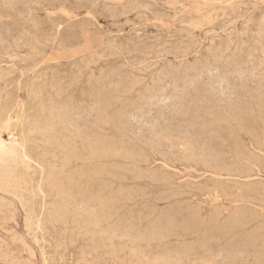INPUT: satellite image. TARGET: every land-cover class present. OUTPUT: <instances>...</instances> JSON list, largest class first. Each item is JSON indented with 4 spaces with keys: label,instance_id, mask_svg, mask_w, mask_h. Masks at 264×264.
<instances>
[{
    "label": "rangeland",
    "instance_id": "rangeland-1",
    "mask_svg": "<svg viewBox=\"0 0 264 264\" xmlns=\"http://www.w3.org/2000/svg\"><path fill=\"white\" fill-rule=\"evenodd\" d=\"M0 19V264H264V0H0Z\"/></svg>",
    "mask_w": 264,
    "mask_h": 264
},
{
    "label": "bare ground",
    "instance_id": "bare-ground-1",
    "mask_svg": "<svg viewBox=\"0 0 264 264\" xmlns=\"http://www.w3.org/2000/svg\"><path fill=\"white\" fill-rule=\"evenodd\" d=\"M82 1H83V0H82ZM3 5H4V4H3ZM132 5H133V4H132ZM136 5H137V4H136ZM11 6H12V5H11ZM128 6H129V5H128ZM38 8H39V7H38ZM123 8H124V7H123ZM106 9H107V7H106ZM6 10H7V9H6ZM34 11H35V10H34ZM109 11H110V10H109ZM132 13H134V12H132ZM122 16H123V15H122ZM123 17H124V16H123ZM0 20H1V19H0ZM25 20H26V19H25ZM16 22H17V21H16ZM66 22H67V21H66ZM73 23H74V22H73ZM125 23H126V22H125ZM128 24H129V23H128ZM34 25H35V24H34ZM50 25H51V24H50ZM57 27H58V26H57ZM47 31H48V30H47ZM65 31H66V30H65ZM260 31H261V30H260ZM262 32L264 33V31H262ZM63 33H64V32H63ZM216 33H217V32H216ZM23 35H24V34H23ZM242 35H243V34H242ZM34 36H35V35H34ZM258 36H259V35H258ZM2 40H3V39H2ZM13 40H14V39H13ZM34 40H35V39H34ZM18 41H19V40H18ZM12 42H13V41H12ZM31 42H32V41H31ZM37 43H38V42H37ZM43 43H44V42H43ZM45 43H46V42H45ZM115 43H116V42H115ZM211 43H212V42H211ZM0 44H1V43H0ZM1 45H2V44H1ZM7 45H8V44H7ZM37 45H38V44H37ZM194 45H195V44H194ZM219 48H220V47H219ZM18 49H19V48H18ZM120 49H121V48H120ZM32 50H33V49H32ZM208 50H209V49H208ZM226 50H227V49H226ZM226 50H225V51H226ZM228 50H229V49H228ZM177 51H178V50H177ZM177 51H176V52H177ZM187 51H188V50H187ZM209 51H210V50H209ZM214 51H215V50H214ZM32 52H33V51H32ZM35 52H36V51H35ZM163 52H164V51H163ZM218 52H219V51H218ZM211 53H212V52H211ZM214 53H215V52H214ZM131 54H132V53H131ZM156 54H157V53H156ZM187 54H188V53H187ZM221 54H223V53H221ZM225 54H226V53H225ZM183 55H184V54H183ZM223 55H224V54H223ZM162 56H163V55H162ZM213 56H214V54H213ZM215 56H216V55H215ZM196 57H197V56H196ZM218 57H219V56H218ZM218 57H217V58L215 57V59H218ZM223 57H224V56H223ZM227 57H228V56H227ZM235 57H236V56H235ZM9 58H10V57H9ZM176 58H177V57H176ZM225 58H226V57H225ZM212 59H214V58L212 57ZM222 59H223V58H222ZM226 59H227V58H226ZM228 59H229V60H224V61H230L231 57L228 58ZM206 60H208V59H206ZM219 60H220V59H219ZM232 60H233V59H232ZM232 60H231V61H232ZM18 61H19V60H18ZM196 61H197V60H196ZM224 61H223V63H224ZM207 62H208V61H207ZM221 62H222V61H221ZM202 63H203V62H202ZM202 63H198V64H202ZM204 63H205V61H204ZM204 63H203V64H204ZM208 63H210V62H208ZM213 63H216L215 60L213 61ZM218 63H219V62H218ZM226 63H227V62H226ZM228 63H229V62H228ZM196 64H197V63H196ZM196 64H194V65H196ZM203 64H202V65H203ZM202 65H201V66H202ZM204 65H205V64H204ZM219 65H221V67H223L222 65H224V64H219ZM262 65H263V64H262ZM199 66H200V65H199ZM201 66H200V67H201ZM206 66L208 67L209 64H208V65L206 64ZM186 67H187V66H186ZM191 67H193V66H191ZM191 67H190V68H191ZM202 67H204V66H202ZM226 67H227V66H226ZM181 68H182V67H181ZM204 68H205V67H204ZM179 69H180V68H179ZM187 69H188V68H187ZM187 69H185L186 72H187ZM225 69H226V68H225ZM188 70H189V69H188ZM195 70H196V69H195ZM206 70H207V68H206ZM178 71H179V70H178ZM182 71H183V70H182ZM215 71H216V70H213L211 73H213V72H215ZM224 71H225V70H224ZM186 72H185V73H186ZM193 72H194V69H193ZM195 72H196V71H195ZM195 72H194V74H196V73L198 74V72H196V73H195ZM209 72H210V71H209ZM250 72H251V71H250ZM254 72H255V71H254ZM167 73H168V72H167ZM237 73H238V72H237ZM262 73H263V72H262ZM162 74H163V73H162ZM172 74H174V73H172ZM182 74H183V73H182ZM209 74H210V73H209ZM242 74H243V73H242ZM263 75H264V74H263ZM202 76H203V75H202ZM234 76H235V75H234ZM240 76H241V74H240ZM243 76H244V74H243ZM256 76H257V75H256ZM11 77H12V76H11ZM158 77H159V76H158ZM210 77H211V76H210ZM245 77H246V76H245ZM253 77H254V75H253ZM117 78H118V77H117ZM187 78H188V77H187ZM163 79H164V78H163ZM213 79H214V78H213ZM221 79H222V78H221ZM221 79L219 78V80H221ZM225 79H227V78H225ZM181 80H182V79H181ZM185 80H186V79H185ZM215 80H216V79H215ZM217 80H218V79H217ZM222 80H223V79H222ZM106 81H107V80H106ZM157 81H158V80H157ZM166 81H167V80H166ZM166 81H165V82H166ZM182 81H183V80H182ZM200 81H201V80H200ZM98 82H99V81H98ZM174 82H175V81H174ZM215 82H216V81H215ZM241 82H242V81H241ZM167 83H168V82H167ZM167 83H166V84H167ZM208 83H209V82H208ZM208 83H207V84H208ZM210 83H211V81H210ZM217 83H218V82H217ZM217 83H215V84H217ZM221 83H222V82H221ZM221 83H220V85H221ZM97 84H98V83H97ZM112 84H113V83H112ZM158 84H159V83H158ZM169 84H171V83H169ZM215 84H214V85H215ZM222 84H223V83H222ZM175 85H177V84H174V86H175ZM208 85L210 86V84H208ZM208 85H207V86H208ZM51 86H52V85H51ZM167 86H168V85H167ZM185 86H186V85H185ZM204 86H206V83L204 84ZM207 86H206V87H207ZM209 86H208V87H209ZM228 86H229V85H228ZM58 87H59V85H58ZM58 87H57V89H60V88H58ZM116 87H118V86H116ZM215 87H216V86H215ZM224 87H225V86H224ZM4 88H5V87H4ZM174 88H175V87H174ZM217 88H218V87H217ZM217 88H214V89H217ZM219 88H220V87H219ZM219 88H218V89H219ZM222 88H223V87H222ZM20 89H21V88H20ZM197 89H198V88H197ZM38 90H39V89H38ZM175 90H176V89H174V91H175ZM178 90H179V89H178ZM221 90H222V89H221ZM221 90H220V91H221ZM223 90H224V88H223ZM223 90H222V91H223ZM45 91H46V90H45ZM123 91H124V90H123ZM187 91H188V90H187ZM218 91H219V90H218ZM222 91H221V92H222ZM55 92H56V91H55ZM149 92H150V91H149ZM149 92H148V93H149ZM151 92L154 93V91H151ZM159 92H160V91H159ZM162 92H163V91H162ZM177 92H178V91H177ZM209 92H210V91H209ZM215 92H216V91H215ZM224 92H226V91H224ZM224 92H223V93H224ZM129 93H130V92H129ZM164 93H165V92H164ZM172 93H173V92H172ZM204 93H205V92H204ZM262 93H263V92H262ZM151 94H152V93H151ZM215 94H216V93H215ZM224 94H225V93H224ZM224 94H222V95H224ZM258 94H260V93H258ZM263 94H264V93H263ZM33 95H35V94L33 93ZM49 95H50V94H49ZM156 96H157V95H156ZM165 96H166V95H165ZM165 96H164V97H165ZM168 96H169V95H168ZM250 96H251V95H250ZM260 96H261V95H260ZM260 96H259V97H260ZM58 97H59V96H58ZM170 97H172V96H170ZM170 97H169V99H170ZM51 98H52V97H51ZM155 98H156V97H155ZM155 98H154V99H155ZM159 98H161V96H160ZM162 98H163V97H162ZM162 98H161V99H162ZM172 98H173V97H172ZM261 98H263V97H261ZM161 99H160V100H161ZM167 99H168V98H167ZM167 99H166V102L169 100V99H168V100H167ZM219 99H220V98H219ZM48 100H49V98H48ZM68 100H69V99H68ZM151 100H153V99H151ZM163 100H165V99H163ZM170 100H171V99H170ZM178 100H179V99H178ZM192 100H193V99H192ZM252 100H253V99H252ZM261 100H262V99H261ZM42 101H43V100H42ZM50 101H51V102H50L49 104H52V100H50ZM145 101H146V100H145ZM149 101H150V100H149ZM158 101H159V100H158ZM158 101H157V102H158ZM174 101H175V100H174ZM205 101H206V100H204V102H205ZM237 101H238V100H237ZM142 102H143V101H142ZM150 102H151V101H150ZM159 102H160V101H159ZM159 102H158V103H159ZM161 102H162V100H161ZM161 102H160L159 104H161ZM170 102H171V103H169V104H173L172 101H170ZM185 102H186V101H185ZM256 102H257V101H256ZM263 102H264V100H263ZM148 103H149V102H148ZM179 103H180V102H179ZM195 103H196V102H195ZM260 103H261V102H260ZM78 104H79V103H78ZM166 104H167V103H166ZM181 104H182V103H181ZM201 104H202V103H201ZM163 105H165V103H163ZM173 105H174V104H173ZM165 106H167V105H165ZM182 106H183V105H182ZM41 107H42V106H41ZM58 107H59V106H58ZM145 107H146V106H145ZM169 107H170V106H169ZM171 107H172V106H171ZM190 107H191V106H190ZM255 107H256V106H255ZM26 108H27V107H26ZM52 108H53V107H52ZM63 108H64V107H63ZM173 108H174V107H173ZM183 108H184V107H183ZM260 108H261V107H260ZM43 109H44V108H43ZM54 109H56V108L54 107ZM67 109H68V108H67ZM72 109H73V108H71V111H72ZM167 109H168V108H167ZM199 109H200V108H199ZM258 109H259V108H258ZM6 110H7V108H6ZM44 110H46V109H44ZM50 110H51V109H50ZM170 110H171V109H170ZM182 110H183V109H182ZM234 110H235V109H234ZM23 111H25V110L23 109ZM53 111H54V110H53ZM57 111H58V110H57ZM59 111H60V110H59ZM144 111H145V110H144ZM168 111H169V110H168ZM259 111H260V110H259ZM60 112H61V111H60ZM69 112H70V111H69ZM92 112H94V111H92ZM142 112H143V111H142ZM24 113H25V112H24ZM31 113H32V112H31ZM43 113H44V112H43ZM48 113H49V112H48ZM65 113H66V112H65ZM258 113H259V112H258ZM0 114H1V113H0ZM61 114H62V113H61ZM71 114H72V113L70 112L69 115H71ZM243 114L245 115V113H243ZM4 115H5V114H4ZM8 115H9V114H8ZM42 115H43V114H42ZM49 115H50V114H49ZM52 115H53V114H52ZM145 115H146V114H145ZM220 115H221V114H220ZM258 115H259V114H258ZM0 116H1V115H0ZM2 116H3V114H2ZM26 116H27V115H26ZM66 116H67V115H66ZM147 116H148V115H147ZM259 116H262V115L260 114ZM73 117H74V115H73ZM75 117H76V116H75ZM142 117H143V116H142ZM142 117H141V118H142ZM245 117H246V116H245ZM59 118H61V116H60ZM71 118H72V117H71ZM137 118H139V117H137ZM225 118H226V117H225ZM225 118H224V119H225ZM231 118H232V117H231ZM260 118H261V117H260ZM4 119H5V118H4ZM4 119H3L2 121H4ZM61 119H62V118H61ZM142 119H143V118H142ZM196 119H197V118H196ZM227 119H228V118H227ZM246 119H247V118H246ZM249 119H250V118H249ZM0 120H1V119H0ZM5 120H6V119H5ZM8 120H9V117H8ZM10 120H11V119H10ZM19 120H20V117H19ZM53 120H54V119H53ZM56 120H57V119H56ZM64 120H65V119H64ZM64 120H63V121H64ZM250 120H251V119H250ZM259 120H260V119H259ZM2 121H0L1 124H2ZM16 121H17V120H16ZM57 121H58V120H57ZM68 121H69V120H68ZM137 121H138V120H137ZM141 121H142V120H141ZM221 121H222V120H221ZM233 121L236 122L237 120H233ZM233 121H232V122H233ZM260 121H261V120H260ZM52 122H53V121H52ZM60 122H61V121H60ZM69 122H70V121H69ZM99 122H100V121H99ZM155 122H157V121H155ZM235 122H234V124H235ZM256 122H257V121H256ZM262 122H263V121H262ZM262 122H261V123H262ZM19 123H20V122H19ZM228 123H229V121H228ZM7 124H8V123H7ZM17 124H18V123H17ZM139 124H140V123H139ZM139 124H138V125H139ZM149 124H150V123H149ZM219 124H221V123H219ZM222 124H223V123H222ZM237 124H238V122H237ZM247 124H248V123H247ZM257 124H258V123H257ZM20 125H21V124H20ZM32 125H33V124H32ZM152 125H153V123H152ZM152 125H151V126H152ZM238 125H239V124H238ZM10 126H11V125H10ZM46 126H47V125H46ZM54 126H55V124H54ZM155 126H156V125H155ZM155 126H154V127H155ZM219 126H220V125H219ZM236 126H237V125H236ZM253 126H254V125H253ZM20 127H21V126H20ZM30 127H31V126H30ZM51 127H52V126H51ZM97 127H98V126H97ZM147 127H148V126H147ZM152 127H153V126H152ZM238 127H239V126H238ZM241 127H242V126H241ZM0 128H1V127H0ZM10 128H11V127H10ZM17 128H18V127H16L14 130H17ZM54 128H55V127H54ZM71 128H72V127H71ZM155 128H157V127H155ZM155 128H154V129H155ZM220 128H221V126H220ZM249 128H250V127H249ZM251 128H252V127H251ZM251 128H250V129H251ZM1 129H2V128H1ZM18 129H19V128H18ZM238 129H239V128H238ZM241 129H242V128H241ZM250 129H249V130H250ZM81 130H82V129H81ZM86 130H87V129H86ZM253 130H254V129H253ZM95 131H96V130H95ZM156 131H157V130H156ZM156 131H154V132H156ZM161 131H162V133H163V130H161ZM1 132H3V131H1ZM21 132H22V130H20V133H21ZM35 132H36V131H35ZM50 132L53 133V131H50ZM50 132H49V133H50ZM157 132H158V131H157ZM244 132H245V131H244ZM30 133H31V132H30ZM33 133H34V132H33ZM79 133H80V132H79ZM149 133H150V132H149ZM158 134H159V133H158ZM230 134H231V133H230ZM256 134H257V133H256ZM27 135H28V133H27ZM27 135H26V136H27ZM71 135H72V133H71ZM80 135H81V134H80ZM123 135H124V134H123ZM125 135H126V134H125ZM143 135H144V134H143ZM150 135H151V134H150ZM161 135H162V134H161ZM172 135H173V134H172ZM246 135H247V134H246ZM23 136H24V135H23ZM72 136H73V135H72ZM101 136H102V135H101ZM101 136H99V137H101ZM157 137H158V136H157ZM160 137H161V136H160ZM176 137H177V136H176ZM79 138H80V137H79ZM230 138H231V136H230ZM258 138H259V137H258ZM69 139H70V138H69ZM69 139H68V140H69ZM86 139H87V138H86ZM99 139H100V138H99ZM101 139H102V138H101ZM156 139H157V138H156ZM161 139H162V138H161ZM1 140H2V139H1ZM12 140H13V139H12ZM75 140H76V139H75ZM81 140H82V139H81ZM96 140H97V139H96ZM104 140H105V139H104ZM106 140H107V139H106ZM188 140L190 141V139H188ZM13 141H14V140H13ZM17 141H18V140H17ZM24 141H25V140H24ZM78 141H79V140H78ZM85 141H86V140H85ZM129 141H130V140H129ZM131 141H132V140H131ZM138 141H139V140H138ZM149 141L151 142V140H149ZM164 141H165V140H164ZM206 141H207V140H206ZM260 141H261V140H260ZM65 142H66V141H65ZM97 142H98V141H97ZM154 142H155V141H154ZM161 142H162V141H161ZM21 143H22V141H21ZM21 143H20V144H21ZM27 143H28V142H27ZM72 143H73V142H72ZM99 143H100V142H99ZM99 143H98L97 145H99ZM205 143H207V142H205ZM13 144H14V143H13ZM74 144H75V143H74ZM79 144H80V143H79ZM101 144H102V143H101ZM104 144H105V143H104ZM122 144H123V143H122ZM258 144H259V143H258ZM145 145H146V144H145ZM194 145H196V144H194ZM15 146H17V145H15ZM15 146H14V147H15ZM76 146H77V145H76ZM81 146H82V145H81ZM206 146H207V145H206ZM94 147H95V145H94ZM101 147H104V146L101 145ZM20 148H21V147H20ZM22 148H23V147H22ZM87 148H88V147H87ZM157 148H158V147H157ZM167 148H168V147H167ZM76 149H77V148H76ZM103 149H104V148H103ZM103 149H102V150H103ZM108 149H110V148L108 147ZM12 150H13V149H12ZM104 150H105V149H104ZM9 151H10V150H9ZM29 151H30V150H28V152H29ZM76 151H77V150H76ZM108 151H109V150H108ZM113 151H114V149H113ZM120 151H121V150H120ZM0 152H1V151H0ZM102 152H103V151H102ZM109 152H110V151H109ZM109 152H108V153H109ZM116 152H117V150H116ZM116 152L114 151V153H116ZM118 152H119V151H118ZM118 152H117V153H118ZM127 152H128V151H127ZM132 152H133V151H132ZM137 152H138V151H137ZM202 152H203V150H202ZM208 152H209V150H208ZM208 152H206V153H208ZM210 152H213V151H210ZM21 153H22V161H23V164H26V165H27V164H28V161H27V160H28V155H25V157H24L23 149L21 150ZM42 153H43V152H42ZM69 153H70V152H69ZM72 153H73V152H72ZM97 153H98V152H97ZM97 153H96V154H97ZM103 153L109 155V154L106 153V152H103ZM114 153H113V154H114ZM122 153H123V152H122ZM194 153H195V152H194ZM200 153H201V152H200ZM203 153H204V152H203ZM203 153H202V154H203ZM206 153H205L204 156H206ZM12 154H13V153H12ZM19 154H20V153H19ZM27 154H28V153H27ZM61 154H62V153H61ZM96 154H95V155H96ZM110 154H111V153H110ZM118 154H119V153H118ZM140 154H141V153H140ZM208 154H209V153H208ZM211 154H212V153H211ZM213 154H214V153H213ZM213 154H212L211 156H212L213 158H216V159H217V157H214ZM63 155H64V154H63ZM107 155H106L105 157H107ZM114 155H115V154H114ZM114 155H113V156H114ZM127 155H128V154H127ZM130 155H131V154H130ZM215 155H216V154H215ZM14 156H15V155H14ZM97 156H98V155H97ZM109 156H110V155H109ZM113 156H112V157H113ZM120 156H121V155H120ZM145 156H146V155H145ZM18 157H20V155H19ZM43 157H44V156H43ZM73 157H75V155H74ZM77 157H78V156H77ZM137 157H138V156H137ZM190 157L192 158L193 156H190ZM206 157H207V156H206ZM208 157H209V156H208ZM208 157H207V159H208ZM212 157H211V158H212ZM2 158H3V157H2ZM16 158H17V157H16ZM110 158H111V157H110ZM113 158H114V157H113ZM187 158H188V157H187ZM196 158H197V156H196ZM198 158H199V156H198ZM200 158H201V157H200ZM200 158H199V159H200ZM202 158H203V155H202ZM0 159H1V155H0ZM26 159H27V160H26ZM76 159H77V158H76ZM219 159H220V158H219ZM101 160H102V159H101ZM104 160H105V159H104ZM107 160H108V159H107ZM134 160H135V159H134ZM189 160H190V159H189ZM205 160H206V158H205ZM213 160H214V159H213ZM213 160H212V161H213ZM8 161H9V160H8ZM16 161H19V160L17 159ZM64 161L66 162V160H64ZM64 161H63V162H64ZM92 161H93V160H92ZM127 161H128V160H127ZM143 161H144V160H143ZM199 161H200V160H199ZM201 161H203V160L201 159ZM207 161H208V160H207ZM212 161H211V163L214 164V162H212ZM214 161H215V160H214ZM216 161H217V160H216ZM216 161H215V163H216ZM12 162H14V159L11 161L12 166H14V164H13ZM20 162H21V161H20ZM30 162H31V161H30ZM238 162H239V161H238ZM199 163H200V162H199ZM211 163H209V164H211ZM236 163H237V162H236ZM2 164H3V163H2ZM197 164H198V163H197ZM204 164H206V163H204ZM209 164H208V165H209ZM4 165H5V164H4ZM19 165H21V163H20ZM26 165H25V168H26ZM30 165H31V164H30ZM68 165H69V164H68ZM97 165H98V164H97ZM127 165H128V164H127ZM199 165H200V164H199ZM121 166H122V164H121ZM232 166H233V165H232ZM14 167H15V166H14ZM103 167H104V166H103ZM234 167H235V166H234ZM240 167H241V166H240ZM28 168H30V167L28 166ZM28 168H26V169H28ZM53 168H54V167H53ZM126 168H127V167H126ZM7 169H9V167H7ZM11 169H13V168H11ZM14 169H15V168H14ZM33 169H34V168H33ZM33 169H30V170H33ZM116 169H117V168H116ZM118 169H119V168H118ZM123 169H124V168H123ZM132 169H133V168H132ZM132 169H131V170H132ZM74 170H75V169H74ZM96 170H98V169H96ZM119 170H120V169H119ZM127 170H128V169H127ZM241 170H242V169H241ZM27 171H28V170H27ZM219 171H220V170H219ZM11 172H12V171H11ZM33 173H34V171H33ZM33 173H32V174H33ZM12 174H14V173H13V172L10 173V172H8V170L6 171L5 169H0V176H1V178H4V179L7 180V181H6V184L8 183V181L11 180V178H12ZM18 174H19V173H18ZM41 174H42V173H41ZM93 174H94V173H93ZM86 175H87V174H86ZM88 175H89V174H88ZM95 175H96V173H95ZM136 175H137V174H136ZM41 176H42V175H41ZM77 176L79 177L80 175H77ZM84 176H85V175H84ZM101 176H102V175H101ZM138 176H139V175H138ZM15 177H16V176H15ZM15 177H14V178H15ZM87 177H90V176H87ZM109 177H110V176H109ZM114 177H115V175H114ZM1 178H0V180H1ZM19 178H20V177H19ZM65 178H66V177H65ZM152 178H153V177H152ZM16 179H17V177H16L13 181L16 182V181H17ZM73 179H74V178H73ZM80 179H81V178H80ZM15 180H16V181H15ZM47 180H48V179H47ZM99 180H100V178H99ZM4 181H5V180H4ZM13 181H11V182L13 183ZM19 181H20V179H19ZM39 181H41V179H40ZM73 181H74V180H73ZM103 181H104V180H103ZM118 181H119V180H118ZM11 182H10V183H11ZM52 182H53V181H52ZM54 182H55V180H54ZM79 182H80V180H79ZM1 183H2V182L0 181V184H1ZM12 183H11V185H12ZM19 183H20V182H19ZM22 183H23V182H22ZM41 183H42V182H41ZM45 183H46V182H45ZM87 183H90V182H87ZM111 183H112V182H111ZM111 183H110V184H111ZM8 184H9V183H8ZM16 184H17V182H16ZM24 184H26V187H27V185H28L27 182H26V183L24 182ZM99 184H100V183H99ZM14 185H15V183H14ZM59 185H60V183H59ZM69 185H70V184H69ZM75 185H76V184H75ZM77 185H78V184H77ZM249 185H250V184H249ZM9 186H10V184H9ZM23 186H24V185H23ZM38 186H40V185H38ZM88 186H90V185H88ZM11 187H12V186H11ZM11 187H10V188H11ZM18 187H20V186L18 185ZM26 187H25V188H26ZM79 187H80V186H78L77 188H79ZM104 187H105V186H104ZM13 188H14V187H13ZM52 188H54V187H52ZM60 188H61V187H60ZM64 188H65V187H64ZM81 188H82V186H81ZM37 189H38V188H37ZM56 189H57V188H56ZM99 189H100V188H99ZM12 190H14V189H12ZM17 190H18V189H17ZM27 190H28V189H27ZM34 190H35V189H34ZM54 190H55V189H54ZM63 190H64V189H63ZM63 190H62V191H63ZM66 190H67V189H66ZM77 190H78V189H77ZM14 191H16V190H14ZM20 191H21V190H20ZM22 191H24V190H22ZM39 191H40V189H39ZM42 191H43V190H42ZM59 191H61V190H59ZM62 191H61V192H62ZM122 191H123V190H122ZM125 191H126V190H125ZM67 192H68V190H67ZM79 192H80V191H79ZM128 192H129V191H128ZM16 193H17V192H16ZM64 193H65V192H64ZM102 193H103V192H102ZM17 194H19V193H17ZM58 194H59V192H58ZM58 194H57V195H58ZM135 194H136V192H135ZM61 196H63V195L61 194ZM71 196H73V195H71ZM78 196H80V195H78ZM108 196H109V195H108ZM115 196H116V195H115ZM136 196H137V195H136ZM226 196H227V195H226ZM58 197H59V196H58ZM66 197H67V196H66ZM66 197H65V198H66ZM68 197H70V195H69ZM75 197H76V196H75ZM85 197H86V196H85ZM95 197H97V196H95ZM103 197H104V196H103ZM131 197H133V196H131ZM78 198H79V197H78ZM80 198H81V197H80ZM123 198H124V197H123ZM16 199L18 200V198H16ZM60 199H61V197H60ZM73 199H74V198H73ZM115 199H116V198H115ZM125 199H126V198H125ZM133 199H134V198H133ZM54 200H55V199H54ZM71 200H72V199H71ZM71 200H70V201H71ZM80 200H81V199H80ZM109 200H113V198H110ZM27 201H28V200H27ZM62 201H63V200H62ZM65 201H67V200H65ZM86 201H87V200H86ZM86 201L84 200V202H86ZM88 201H89V200H88ZM90 201H91V200H90ZM118 201H119V200H118ZM71 202H72V201H71ZM81 202H82V200H81ZM98 202H99V201H98ZM106 202H110V201H106ZM113 202H114V200H113ZM262 202H263V201H262ZM48 203H49V202H48ZM73 203H74V202H73ZM77 203H78V202H77ZM118 203H119V202H118ZM244 203H245V202H244ZM259 203H260V202H259ZM60 204H61V203H60ZM68 204H70V203L68 202ZM85 204H86V203H84V205H85ZM109 204H110V203H109ZM109 204H108V205H109ZM112 204H113V203H112ZM115 204H116V203H115ZM119 204H120V203H119ZM261 204H262V203H261ZM58 205H59V204H58ZM62 205H63V204H62ZM62 205H61V206H62ZM82 205H83V204H82ZM87 205H89V204H87ZM99 205H101V204H99ZM99 205H98V206H99ZM113 205H114V204H113ZM113 205H111V206H113ZM80 206H81V203H80ZM91 206H92V205H91ZM95 206H96V205H95ZM63 207H64V206H63ZM63 207H61V208H63ZM69 207H72V205L69 206ZM85 207H86V206H85ZM96 207H97V206H96ZM102 207H103V206H102ZM102 207H101V208H102ZM125 207H126V206H125ZM174 207H175V206H174ZM53 208H54V207H53ZM55 208H56V207H55ZM58 208L60 209V207H58ZM76 208L78 209V207H76ZM79 208H80V207H79ZM94 208H95V207H94ZM106 208H107V207H106ZM106 208L104 207V209H106ZM189 208H190V207H189ZM59 209H57V212L59 211ZM63 209H64V208H63ZM65 209L67 210V207H65ZM99 209H100V208H99ZM187 209H188V208H187ZM126 210H127V208H126ZM180 210H181V209H180ZM239 210H240V209H239ZM71 211H72V210H71ZM81 211L83 212L84 210L82 209V210H80L79 212H81ZM108 211H109V210H108ZM127 211H128V210H127ZM139 211H140V210H139ZM196 211H197V210H196ZM246 211H247V210H246ZM30 212H31V211H30ZM57 212H56V213H57ZM75 212H76V211H75ZM88 212H89V211H88ZM88 212H87V210L85 211L86 215L90 216V215L88 214ZM187 212H188V211H187ZM53 213H55L54 210H53ZM53 213H52V214H53ZM60 213H61V212H60ZM63 213H64V212H63ZM94 213H96V212L93 211V214H94ZM117 213H118V212H117ZM134 213H135V212H134ZM138 213H139V212H138ZM177 213H178V212H177ZM214 213H215V212H214ZM52 214H51V215H52ZM58 214H59V213H58ZM58 214H57V215H58ZM102 214H103V211H102ZM108 214H109V213H108ZM108 214H107V215H108ZM115 214H116V213H115ZM60 215H61V214H60ZM65 215H67V214H65ZM71 215H72V214H71ZM78 215H79V214H78ZM100 215H101V214H100ZM118 215H119V214H118ZM190 215H191V214H190ZM252 215H253V214H252ZM54 216H55V215H54ZM62 216H63V215H62ZM62 216H61V218H63ZM95 216H96V215H94V217H95ZM128 216H129V215H128ZM132 216H133V215H132ZM193 216H194V215H193ZM195 216H196V215H195ZM248 216H249V215H248ZM255 216H256V215H255ZM51 217H52V216H51ZM55 217H56V216H55ZM98 217H99V216H98ZM114 217H115V216H114ZM157 217H158V216H157ZM176 217H177V216H176ZM196 217H197V216H196ZM250 217H251V216H250ZM58 218H60L59 215L57 216V219H58ZM72 218H73V217H72ZM126 218H127V217H126ZM166 218H167V217H166ZM182 218H183V217H182ZM184 218H185V217H184ZM193 218H194V217H193ZM211 218H212V217H211ZM219 218H220V216H219ZM227 218H228V217H227ZM246 218H247V217H246ZM57 219H56V220H57ZM63 219H64V218H63ZM93 219H94V218H93ZM117 219H118V218H117ZM117 219H116V220H117ZM134 219H135V218H134ZM200 219H201V217H200ZM240 219H241V217H240ZM240 219H238V217H235V218L231 219V222H230L229 224H228V223H227V224H228V226H230V227H235V228H236V227H239V226H242V224H243L242 221H243V220L241 219V220H242V221H241ZM244 219H245V218H244ZM248 219H249V218H248ZM64 220H65V219H64ZM77 220H78V219H77ZM100 220H101V219L98 220L97 217H96V220H95L96 222L94 221V223H95L94 225L96 226V227H95L96 229H97V227H98V225H99V223H100ZM129 220H130V219H129ZM192 220H194V219H192ZM211 220H212V219H211ZM215 220H216V219H215ZM65 221H66V220H65ZM106 221H107V220H106ZM111 221H112V220H111ZM126 221H127V220H126ZM168 221H169V220H168ZM186 221H187V220H186ZM70 222H71V221H70ZM184 222H185V221H184ZM192 222H193V221H192ZM195 222H196V220H195ZM105 223H106V222H105ZM117 223H118V222H117ZM119 223H120V222H119ZM121 223H123V222H121ZM168 223H169V222H168ZM245 223H246V222H245ZM261 223H262V222H261ZM38 224H39V223H38ZM59 224H60V223H59ZM66 224H67V223H66ZM76 224H77V223H76ZM87 224H88V223H87ZM100 224H101V223H100ZM172 224H173V222H171V225H172ZM186 224H187V223H186ZM189 224H190V222H189ZM194 224H195V223H194ZM215 224H217V223H215ZM224 224H225V223H224ZM246 224H247V223H246ZM72 225H73V224H72ZM130 225H131V223H130ZM140 225H141V223H140ZM220 225H221V224H220ZM222 225H223V224H222ZM222 225H221V226H219V224L217 225V230H218V231H220L219 229H221L222 227L225 226V225H223V226H222ZM38 226H39V225H38ZM157 226H158V225H157ZM163 226H164V225H163ZM165 226H166V225H165ZM76 227H77V226H76ZM99 227H100V226H99ZM111 227H112V226H111ZM113 227L116 228V226H113ZM170 227H171V226H170ZM172 227H173V226H172ZM172 227H171V228H172ZM258 227H259V226H258ZM38 228H39V227H38ZM65 228H66V227H65ZM109 228H110V227H109ZM114 228H113V229H114ZM125 228H126V227H125ZM132 228H133V227H132ZM160 228H161V227H160ZM256 228H257V227H256ZM36 229H37V228H36ZM110 229H112V228H110ZM117 229H118V228H117ZM119 229H120V228H119ZM206 229H207V228H206ZM230 229H231V228H230ZM260 229H261V228H260ZM65 230H66V229H65ZM74 230H75V229H74ZM84 230H85V229H84ZM158 230H159V229H158ZM161 230H162V229H161ZM179 230H180V229H179ZM196 230H197V228H196ZM34 231H35V230H34ZM108 231H109V229H108ZM113 231H114V230H111V232H113ZM145 231H146V230H145ZM192 231H193V230H192ZM212 231H213V230H212ZM64 232H65V231H64ZM80 232H81V231H80ZM102 232H104V231H102ZM114 232H115V231H114ZM114 232H113V233H114ZM116 232H117V231H116ZM116 232H115L114 234H116ZM119 232H120V231H119ZM123 232H124V231H123ZM123 232H122V233H123ZM130 232H131V231H130ZM137 232H138V231H137ZM143 232H144V231H143ZM161 232H162V231H161ZM190 232H191V231H190ZM207 232H208V231H207ZM207 232H206V233H207ZM209 232H210V231H209ZM224 232H225V231H224ZM92 233H93V232H92ZM105 233H106V232H105ZM120 233H121V232H120ZM144 233H145V232H144ZM149 233L151 234V231H150ZM167 233H168V232H167ZM233 233H234V232H233ZM244 233H245V232H244ZM40 234H41V233H40ZM71 234H72V233H71ZM84 234H85V233H84ZM88 234H90V233H88ZM106 234H107V233H106ZM114 234H113V235H114ZM124 234H126L127 236H129L127 233H124ZM153 234H154V233H153ZM169 234H170V233H169ZM187 234H188V233H187ZM194 234H195V233H194ZM198 234H199V233H198ZM208 234H209V233H208ZM225 234H226V233H225ZM228 234H229V233H228ZM256 234H257V233H256ZM86 235H87V234H86ZM97 235H98V234H97ZM103 235H104V234H103ZM113 235H112V236H113ZM140 235H141V234H140ZM163 235H164V234H163ZM163 235H162V236H163ZM177 235H178V234H177ZM234 235H235V234H234ZM236 235H237V234H236ZM244 235H245V234H244ZM251 235H252V234H251ZM254 235H255V234H254ZM78 236H79V235H78ZM100 236H101V235H100ZM117 236L119 237V235H117ZM202 236H203V235H202ZM214 236H215V235H214ZM221 236H222V235H221ZM255 236H256V235H255ZM93 237H95V236H93ZM93 237H92V238H93ZM104 237H105V236H104ZM121 237H122V236H121ZM123 237H124V235H123ZM138 237H139V236H138ZM145 237H146V236H145ZM150 237H151V235H150ZM210 237H211V235H210ZM210 237H208V239H209ZM215 237H216V236H215ZM233 237H234V236H233ZM246 237H247V236H246ZM262 237H263V236H262ZM77 238H78V237H77ZM95 238H96V237H95ZM95 238H94V239H95ZM106 238H107V237H106ZM109 238H110V236H109ZM115 238H116V237H115ZM126 238H127V237H126ZM153 238H154V237H153ZM160 238H161V237H160ZM199 238H200V237H199ZM211 238H213V237H211ZM221 238H222V237H221ZM228 238H229V237H228ZM250 238H251V236H250ZM258 238H259V237H258ZM87 239H88V238H87ZM113 239H114V236H113ZM129 239H130V238H129ZM131 239H132V238H131ZM142 239H143V238H142ZM148 239H149V238H148ZM214 239H216V238H214ZM123 240H124V238H123ZM161 240H163V239H161ZM209 240H210V239H209ZM248 240H249V239H248ZM261 240H262V239H261ZM165 241H166V240H165ZM212 241H213V240H212ZM226 241H227V239H226ZM246 241H247V240H246ZM89 242H90V241H89ZM136 242H137V241H136ZM198 242H199V240H198ZM213 242H214V241H213ZM238 242H239V240H238ZM247 242H248V241H247ZM249 242H250V241H249ZM139 243H140V242H139ZM151 243H152V242H151ZM154 243H156V242H154ZM160 243H161V241H160ZM225 243H226V242H225ZM164 244H165V243H164ZM235 244H236V243H235ZM96 245H97V244H96ZM160 245H161V244H160ZM197 245H198V244H197ZM205 246H206V245H205ZM104 247H105V246H104ZM132 247H133V245H132ZM132 247H131V248H132ZM251 247H252V246H251ZM182 248H183V247H182ZM185 248H186V247H185ZM187 248H188V247H187ZM232 248H233V247H232ZM247 248H248V247H247ZM111 249H112V248H111ZM191 249H192V248H191ZM204 249H205V248H204ZM234 249H235V248H234ZM119 250H120V249H119ZM175 250H176V248H175ZM175 250H174V251H175ZM230 250H231V249H230ZM243 250H244V249H243ZM143 251H144V250H143ZM176 251H177V250H176ZM187 251H188V250H187ZM189 251H190V250H189ZM192 251H193V250H192ZM131 252H132L134 255H137V250H136L135 248H132ZM178 252H179V250H178ZM180 252H181V251H180ZM247 252H248V251H247ZM259 252H260V251H259ZM10 253H11V252H10ZM120 253H121V252H120ZM140 253H141V252H140ZM145 253H146V252H145ZM182 253H183V252H182ZM185 253H186V252H185ZM220 253H221V252H220ZM252 253H253V252H252ZM169 254L171 255L170 252H169ZM169 254H166V256H162V257H160V259H157V258L155 257L156 259H154L153 261H151L150 264H168V263L170 262V259H171V256H172V255L170 256ZM175 254H176L177 256H176ZM227 254H228V253H227ZM229 254H230V253H229ZM173 255L176 256L175 258H177L179 262H180V260H182L181 257H182L183 254H178V253H175V252H174ZM4 256H5V255H4ZM138 256H139V255H138ZM140 256H141V255H140ZM156 256H157V255H156ZM231 256H232V254H231ZM240 256H241V255H240ZM152 257H154V256H152ZM259 257H260V256H259ZM259 257H258V258H259ZM3 258H4V257H3ZM6 258H7V257H6ZM148 258H149V257H148ZM148 258L146 257V259H148ZM185 258H186V257H185ZM239 258H240V257H239ZM116 259H117V258H116ZM177 259H176V260H177ZM249 259H250V258H249ZM6 260H7V259H6ZM9 260H10V259H9ZM137 260H138V259H137ZM171 260H174V259L172 258ZM176 260H175V262H177ZM226 260H227V259H226ZM260 260H261V259H260ZM117 261H118V260H117ZM15 262H16V261H15ZM121 262H122V261H121ZM145 262H146V261H145ZM147 262H148V261H147ZM175 262H173V263H175ZM179 262H178V263H179ZM182 262H183V261H182ZM227 262H228V261H227ZM138 263H139V262H138ZM140 263H141V262H140ZM170 263H171V262H170ZM189 263H190V262H189ZM222 263H223V262H222ZM257 263H259V262H257ZM260 263H261V262H260ZM175 264H176V263H175ZM179 264H180V263H179ZM245 264H246V263H245Z\"/></svg>",
    "mask_w": 264,
    "mask_h": 264
}]
</instances>
